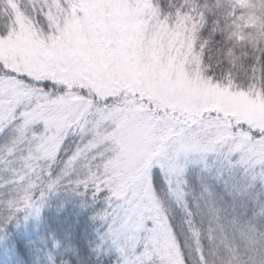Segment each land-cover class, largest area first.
<instances>
[{"label":"trees","instance_id":"trees-1","mask_svg":"<svg viewBox=\"0 0 264 264\" xmlns=\"http://www.w3.org/2000/svg\"><path fill=\"white\" fill-rule=\"evenodd\" d=\"M118 1L122 6L127 4L134 16L144 2ZM150 3V11L138 19L149 18L150 25L161 23L179 34L184 39L180 49L189 53L187 61L191 70L264 103V52L261 51L264 49V0H150ZM244 21L250 24L242 29L239 37L238 26ZM75 22L92 37L93 30L81 16L78 0H0V43L19 31H24L39 46L50 40L62 43L67 36L74 42ZM209 62L215 75L207 73ZM3 78L16 79L27 90L32 88L47 97L60 95L59 98L66 99L76 93L59 80L51 81L50 77L35 80L26 72L18 73L0 58V80ZM133 91L138 94L134 88ZM87 94L81 96L87 99ZM122 95L117 93L112 99L115 103L111 104L92 97L93 105L88 109L81 106L65 125L50 123L46 113L31 118L32 103H20L24 105L26 119L31 121L25 135L15 136L12 125L0 131V223L13 217L0 228V264H36L46 252L54 255L57 264H147L149 260L158 264L155 249L171 259L179 251L185 259L184 250L189 247L183 236L185 231L197 243L188 223L190 217L172 196L159 166L152 169L157 194L153 211L142 213L143 205L135 206L119 196L118 192L129 186L127 181L123 186L119 184L129 168L122 166L124 160L112 140L115 126L108 127L97 117L98 113L120 104L117 98ZM161 110L157 109V114ZM206 117L202 114L196 120L202 123ZM45 120L49 126H43ZM228 123L233 134L241 129L251 139L264 137V125L256 126L247 120L235 122L233 118ZM89 140L100 144L107 141V144L97 151L85 147ZM9 147H12L11 153ZM49 147L52 152L44 154ZM78 149V158L71 160ZM222 152H227V146ZM206 159L212 165L210 171L205 170V160L200 155L193 158L198 162L189 166L186 185L199 183L203 187L209 182L221 193L222 199L234 205L245 201L255 205L264 200V192L260 191L262 183L253 181L249 175L252 169L242 165L233 167L215 154ZM255 171L258 173L259 168ZM90 173L96 174L95 183L89 182L85 193V186L76 182ZM57 178L59 182L54 183ZM109 187L115 191H109ZM186 193L189 208L194 211L198 201L194 194L187 190ZM25 195L29 197L27 200ZM163 203L175 207V221L163 210ZM37 208L39 214H36ZM141 219L142 226L138 227ZM114 222H118L119 230L111 232ZM191 227L200 233L201 222L196 216ZM240 237L248 242L250 261L259 260L255 237L246 231H241Z\"/></svg>","mask_w":264,"mask_h":264},{"label":"rangeland","instance_id":"rangeland-1","mask_svg":"<svg viewBox=\"0 0 264 264\" xmlns=\"http://www.w3.org/2000/svg\"><path fill=\"white\" fill-rule=\"evenodd\" d=\"M78 2L81 16L93 30L92 37L75 22L74 42L67 36L62 43L50 40L39 46L32 43L24 31H19L0 43V58L18 73L26 72L35 80L49 77L51 81L59 80L74 88L76 93L66 99L59 98L60 95L47 97L32 88L27 90L16 79L3 78L0 80V106L30 101L33 105L31 118L46 113L50 123L65 125L81 106L88 109L93 105L92 97L111 104L115 103L112 99L117 93L123 94L117 98L120 104L98 113L97 119L108 127L115 126L112 140L118 145L119 157L124 160L122 166L129 168L119 180L120 186L126 181L129 186L118 194L123 201L143 205L142 213L155 209L152 194L137 181L143 176L140 161L157 121L202 125L227 149L228 143L235 140L257 154L264 151V146H257L264 145V137L250 145L247 142L252 139L246 132L240 129L233 134L227 127L231 118L235 122L247 120L256 126L264 125V103L191 70L187 61L189 53L180 49L184 39L179 34L161 23L150 25L149 18L138 19L150 11V0H144L135 16L127 4L122 6L118 0ZM249 24L244 21L238 26L239 37ZM132 87L138 94H134ZM88 91L92 94H87ZM81 92L89 98L81 96ZM159 108H162L161 114H157ZM202 114L207 117L199 123L196 119ZM47 152L51 153L52 147L44 154ZM36 264L57 263L54 255L46 252Z\"/></svg>","mask_w":264,"mask_h":264},{"label":"snow or ice","instance_id":"snow-or-ice-1","mask_svg":"<svg viewBox=\"0 0 264 264\" xmlns=\"http://www.w3.org/2000/svg\"><path fill=\"white\" fill-rule=\"evenodd\" d=\"M264 71V70H262ZM24 105L17 103H10L5 106H0V131H3L9 125L14 128L15 136L22 137L25 135L26 127L31 123L29 119H26L27 113H23ZM43 126H49L48 121L45 120ZM255 133L254 129H250ZM150 141L146 145L145 154L142 159L143 176L137 181V184L146 186L149 193L152 194V198L155 201L156 191L152 183V169L159 166L161 171L165 175V179L169 185L170 192L174 199L183 206L187 216L190 217L188 220L192 234L197 238V244H199V230L192 228L193 220L196 213L189 208V204L186 199L185 186L188 183L187 172L189 166L192 163L198 161L193 160L192 157L195 154L200 155V159L205 160V170H211L212 165L207 163L206 157L210 154L222 156L223 159L231 166H244L246 169H252V180H260L264 182V151L259 154L251 151L246 144L237 143L232 140L228 143L227 152H222L223 144L218 143L217 140L208 133L202 125L188 126L187 124H180L177 122H156V126L150 133ZM15 142H13L14 144ZM107 141L104 144L93 142L89 140L85 147H90L93 150H100L106 147ZM247 144L255 145V137L249 140ZM264 146V145H257ZM8 151L12 152V147L8 148ZM79 155V149L73 154L71 160H76ZM259 168L257 173L255 169ZM95 173H90L84 180H78L77 184H83L85 186V193L87 191V185L89 182L95 183ZM59 178L54 183H58ZM109 191H115V189L109 187ZM99 191V189L97 190ZM96 193H94V196ZM25 200L29 197L25 195ZM10 204L13 202L10 201ZM157 206L158 203H157ZM40 209H36V214H39ZM261 213H264V208L261 209ZM106 216V215H105ZM13 217H9L0 223V228ZM155 219V217L153 218ZM117 223H113V227L110 229L111 232L118 231ZM143 220L141 219L137 226H142ZM175 240V237H173ZM154 253L158 255V264H186L182 254L177 251L176 258H166L159 249H155ZM147 254V253H146ZM201 262H204L203 252H200ZM147 264H155V261L149 260ZM251 264H264V256L260 257L259 260H253Z\"/></svg>","mask_w":264,"mask_h":264},{"label":"clouds","instance_id":"clouds-1","mask_svg":"<svg viewBox=\"0 0 264 264\" xmlns=\"http://www.w3.org/2000/svg\"><path fill=\"white\" fill-rule=\"evenodd\" d=\"M261 51L264 52V49ZM207 73L215 75L211 62L207 64ZM249 175L252 176V173ZM261 183L260 191L264 192V182ZM185 190L195 195L198 203L194 212L201 222L199 244L189 232L183 233L189 245L184 250L186 264H202L201 251L204 256L203 264H251L250 248L248 242L241 239V231L255 237L259 256H264V213H261L264 200L255 205H249L246 201L234 205L232 201L222 199L221 193L209 182H205L203 187L199 183L186 185ZM163 205V210L175 221V207L170 203Z\"/></svg>","mask_w":264,"mask_h":264}]
</instances>
